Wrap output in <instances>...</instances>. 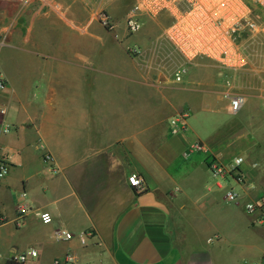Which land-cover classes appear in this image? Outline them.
I'll use <instances>...</instances> for the list:
<instances>
[{"label": "crops", "instance_id": "obj_1", "mask_svg": "<svg viewBox=\"0 0 264 264\" xmlns=\"http://www.w3.org/2000/svg\"><path fill=\"white\" fill-rule=\"evenodd\" d=\"M126 1L29 2L24 26L0 45L8 167L0 256L34 249L22 264H264V220L256 221L264 206L246 212L264 201V83L232 90L244 96L233 114L221 91L229 80L208 65L184 81L171 53L170 70L157 59L165 43L142 41L130 56L118 19ZM100 12L113 28L99 23ZM235 157L241 178L210 171L212 161L228 166ZM133 173L143 191L128 183ZM228 189L236 202L225 200ZM23 203L52 222L30 213L16 227ZM57 229L74 238L56 239ZM86 230L93 237L82 245L76 236Z\"/></svg>", "mask_w": 264, "mask_h": 264}, {"label": "built area", "instance_id": "obj_2", "mask_svg": "<svg viewBox=\"0 0 264 264\" xmlns=\"http://www.w3.org/2000/svg\"><path fill=\"white\" fill-rule=\"evenodd\" d=\"M20 5L38 0H8ZM253 9H257L264 15V0H135L131 9L124 17V26L127 32L134 33L142 25V18L155 19L165 17L168 20L163 28V37L171 46L173 51L187 61L196 58H208L213 60L221 69L226 71H237L247 63L248 56L242 43V34L248 32H260L264 34V23H259L253 16ZM100 22L108 28H113L115 24L110 17L104 13L99 15ZM0 45H4L1 42ZM132 53H137L136 48L131 49ZM175 73L176 80H179L180 73ZM264 82V78H262ZM6 81L0 68V92L5 89ZM224 97L229 102L230 110L233 114L241 108L244 103V96L227 89ZM0 113L4 110L0 109ZM10 125L5 124L2 132L7 133ZM44 161L52 162V157L44 153ZM243 162L242 157H235L228 166H221L215 162L209 164L210 171L223 178L231 173H235L237 178H241L237 172L238 167ZM8 173L7 164L0 161V180ZM128 183L140 191L144 190L143 179L138 174L128 176ZM24 197V193L21 194ZM227 202H236L238 194L232 189L225 192ZM264 206V201L250 203L246 205V212L253 214L258 207ZM32 213L42 224H49L52 218L48 212L34 210L26 203L19 204L16 215L12 220L16 227L24 224L26 217ZM1 220V218H0ZM264 217L257 216L256 221L261 222ZM58 240H72L74 235L68 231L57 229L54 232ZM93 237L92 231L86 230L79 233L77 241L84 245ZM37 253L34 249H28L21 253H13L8 257L0 256V263L22 264L28 259L35 258ZM68 261H70L68 259Z\"/></svg>", "mask_w": 264, "mask_h": 264}, {"label": "rangeland", "instance_id": "obj_3", "mask_svg": "<svg viewBox=\"0 0 264 264\" xmlns=\"http://www.w3.org/2000/svg\"><path fill=\"white\" fill-rule=\"evenodd\" d=\"M134 2L135 0L126 1L125 5L127 7L126 9L127 12L131 9ZM252 12L257 22L264 23V15H262L260 11H258L257 9H253ZM101 13L102 12L98 14V21L104 28H108L105 25H103L99 20V15ZM124 17L125 16L120 15L118 16V19L122 23L121 27H123L129 39L128 49H129V54L132 57L139 55L140 43L142 41L149 43V44H156L158 46H162L161 44L165 43V45L169 47V51L167 50L166 54L162 56L160 54V56L157 57V59H159V62L161 65L166 64V68L170 70L174 66V63L171 61V63L169 64L170 60L169 61L167 60V56L171 53L172 54L171 59L172 57H175L173 61H175L179 70L181 71L183 69L182 66L185 67L184 70L186 71L181 73V76L184 79V81L186 80L188 75H194L195 77L201 75V72L205 69L204 64H206L208 65L210 69H212L213 74L217 72L220 75L221 77L220 79L229 80L228 81L229 86L225 84L224 90H221L223 92V95L227 89L231 91L234 90L237 92H243V91H247L248 88L251 87L252 85H256L258 83L259 84L264 83L262 82V78H264V34L260 32L251 33V32L245 31L242 34V37H241L242 43H243V46L245 47V52L248 56L247 63L244 67H242L241 69L237 71H226V70L221 69L211 59L196 58V59H193L192 61H187L181 55L175 53L162 35L163 28L168 23L167 18L163 16L155 18V19L144 17L142 18V25L139 28V30L134 33H129L126 31L124 23H123ZM24 22H25V17H24V9L22 5L8 1V0H0V43L6 42L8 34L10 32H15L16 27L20 26L18 25L19 23H22V25L24 26L23 24ZM132 48H136L137 53H132L131 52ZM6 49L7 48H4V46H0V58L3 57ZM224 83H227V82H224ZM201 158L204 159V156L201 155ZM198 173H202L204 177V172H198ZM200 179H201V176H200Z\"/></svg>", "mask_w": 264, "mask_h": 264}]
</instances>
